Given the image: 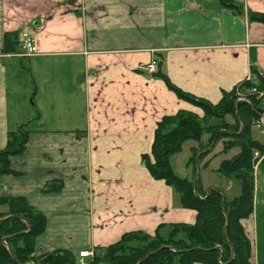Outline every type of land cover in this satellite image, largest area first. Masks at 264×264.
Listing matches in <instances>:
<instances>
[{
	"label": "crops",
	"instance_id": "crops-1",
	"mask_svg": "<svg viewBox=\"0 0 264 264\" xmlns=\"http://www.w3.org/2000/svg\"><path fill=\"white\" fill-rule=\"evenodd\" d=\"M227 1L239 10L220 0H0V150L20 126L31 133L25 153L12 159L17 175L0 182V198H26L47 217L37 255L79 256L129 233L166 236L173 225L195 224L196 211L183 208L142 157L165 116L204 113L145 68L162 62L175 86L213 104L253 71L264 76V25L252 20L264 14V0ZM25 32L38 54L7 53L5 35L21 42ZM221 150L204 159L206 169ZM260 164L255 206L264 207ZM200 178L204 191L220 190ZM54 185L60 190L50 191ZM261 215L255 207L243 221L252 264H264Z\"/></svg>",
	"mask_w": 264,
	"mask_h": 264
},
{
	"label": "trees",
	"instance_id": "trees-1",
	"mask_svg": "<svg viewBox=\"0 0 264 264\" xmlns=\"http://www.w3.org/2000/svg\"><path fill=\"white\" fill-rule=\"evenodd\" d=\"M220 1L226 8L239 10L227 0ZM252 20L264 25V14H253ZM20 43L17 33L5 35L7 53H18ZM252 76V82L223 92L220 102L213 104L175 86L162 62H158L153 78L163 81L178 99L201 109L204 116L186 110L165 116L157 124L151 154L143 155L142 160L155 180H162L173 189L183 208L196 211V222L173 225L166 236L160 232L155 236L141 232L126 234L116 244L96 249L86 264H252L253 246L243 221L254 213L255 166L259 162L264 165V146L253 140L251 134L263 109L255 99L250 104L238 100L241 88L264 90V76L254 71ZM30 135L28 124L8 134L6 147L0 150V182L6 176L17 175L12 159L25 153ZM191 140L197 143L188 162L193 166L194 176L181 178L172 169L171 158ZM218 144L222 145L219 154L238 151L223 159L215 170L221 177L238 182L239 191L233 198L220 190L204 191L200 177L197 186L194 184L197 162L201 168L208 167L209 162L203 163L204 159ZM60 188L54 185L50 191ZM46 229L47 217L35 211L26 198L1 197L0 264H77L78 255L71 251L37 255V241Z\"/></svg>",
	"mask_w": 264,
	"mask_h": 264
},
{
	"label": "rangeland",
	"instance_id": "rangeland-1",
	"mask_svg": "<svg viewBox=\"0 0 264 264\" xmlns=\"http://www.w3.org/2000/svg\"><path fill=\"white\" fill-rule=\"evenodd\" d=\"M32 125V124H31ZM33 129H38L39 125L34 123ZM252 138L253 140L257 141L261 145L264 146V135L261 134L260 130L256 125L252 126ZM196 143L195 141H188L185 143L183 150L178 153L177 155L173 156L171 158V165L174 172L181 178H193V166L188 165V162L190 158L193 155V151H191V145ZM238 152L237 150H233L231 152H228L227 154H220L213 158L211 161V164L208 169L207 167H200L198 166L197 176L195 177L194 181L198 177H202L203 181L207 183H212L214 186L219 187L220 190L225 191L227 197L233 198L239 191V184L234 179H226L221 177L219 174L214 173V171L219 167L220 163L223 159L231 158L234 154ZM201 155V154H200ZM200 155L198 156V159L200 158ZM260 163V162H259ZM258 163V164H259ZM258 164L255 166V169L258 167ZM261 165V164H260ZM257 183H258V189L260 190V198H264V165L262 164L259 166L258 172H257ZM260 202L256 204V208L261 209V213L264 212V207H262ZM261 222L264 223L261 215ZM259 253H260V259L261 263H264V244L262 241V238L260 240L259 245Z\"/></svg>",
	"mask_w": 264,
	"mask_h": 264
},
{
	"label": "built area",
	"instance_id": "built-area-1",
	"mask_svg": "<svg viewBox=\"0 0 264 264\" xmlns=\"http://www.w3.org/2000/svg\"><path fill=\"white\" fill-rule=\"evenodd\" d=\"M37 54H38V48H37L36 38L32 35L31 32L23 33L21 37L20 49L17 55L21 57H31ZM157 64H158L157 60L153 59L151 60L149 64H147L145 69L150 74H154L157 71ZM260 76H263V75L260 74ZM252 81H253V76L250 75L242 83L252 82ZM242 83L239 84V87L240 85H242ZM253 99L259 101L263 109L255 125L256 127H258L261 134L264 135V90H260L256 87H250V88L244 87L243 89L242 88L239 89V92H238L239 101L247 102L250 104ZM255 157L259 158L260 157L259 153H256ZM92 256H93L92 252H89V251L80 252L77 264H86V258H89Z\"/></svg>",
	"mask_w": 264,
	"mask_h": 264
},
{
	"label": "water",
	"instance_id": "water-1",
	"mask_svg": "<svg viewBox=\"0 0 264 264\" xmlns=\"http://www.w3.org/2000/svg\"><path fill=\"white\" fill-rule=\"evenodd\" d=\"M197 165L199 166V163L197 162ZM194 184H195V186H197V178H196V180L194 181Z\"/></svg>",
	"mask_w": 264,
	"mask_h": 264
}]
</instances>
